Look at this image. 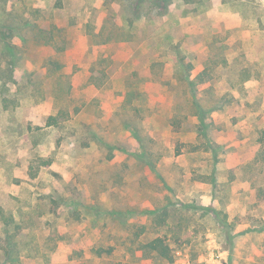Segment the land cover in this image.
I'll use <instances>...</instances> for the list:
<instances>
[{"label":"rangeland","instance_id":"rangeland-1","mask_svg":"<svg viewBox=\"0 0 264 264\" xmlns=\"http://www.w3.org/2000/svg\"><path fill=\"white\" fill-rule=\"evenodd\" d=\"M262 129L264 0H0V264H264Z\"/></svg>","mask_w":264,"mask_h":264},{"label":"trees","instance_id":"trees-1","mask_svg":"<svg viewBox=\"0 0 264 264\" xmlns=\"http://www.w3.org/2000/svg\"><path fill=\"white\" fill-rule=\"evenodd\" d=\"M136 2V4H141L142 2H144L145 0H134ZM6 35L3 34V37H5ZM14 58V56H13ZM49 125H54L57 123V118L56 116H51L49 119ZM258 143L261 144V151L260 154L262 156V158H264V129H262L260 131L259 137H258ZM50 165V161L49 160H40V164L38 166V169L35 168L34 166H31V172L33 171V176L35 177L37 175V171L39 170V167L42 166H48ZM3 215V214H2ZM4 218V223L5 225H10L14 220L13 217H6L3 215ZM17 225V224H16ZM3 250L4 253L7 257H11V249L8 246H3ZM113 248L107 249V250H98L97 253L101 254L102 251H105L106 253H112ZM141 250L143 252H149V253H155L157 254L159 257L167 260L168 262L172 263L175 261V256L173 254V251L170 247V245L167 243L166 238L164 237H156L152 240H150L148 243L143 244ZM14 261H17L16 258H14Z\"/></svg>","mask_w":264,"mask_h":264}]
</instances>
